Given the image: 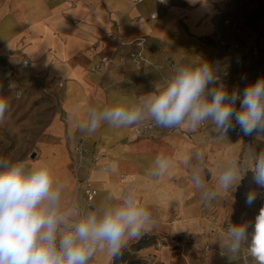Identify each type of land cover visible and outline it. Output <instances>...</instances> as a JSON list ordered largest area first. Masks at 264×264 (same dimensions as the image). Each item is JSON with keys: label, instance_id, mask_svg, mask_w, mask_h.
I'll return each mask as SVG.
<instances>
[{"label": "crops", "instance_id": "1", "mask_svg": "<svg viewBox=\"0 0 264 264\" xmlns=\"http://www.w3.org/2000/svg\"><path fill=\"white\" fill-rule=\"evenodd\" d=\"M238 2L0 0V79L13 75L19 83L47 84L59 98L60 113L51 121L46 138L37 146V157L29 165L43 161L52 169L56 183L62 185L60 208L69 223L89 212L102 215L106 209L121 206L127 197L145 208L154 222L143 234L184 240L183 254L180 249L153 243L137 250V257L148 260L158 255L162 264H254L246 245L231 260L230 240L220 230L225 222L254 223L261 209L259 197L250 207L245 203L247 193L256 189L253 173L240 162L245 135L239 126L227 134L210 120L195 131L183 126H156L137 138L132 135L133 125L115 128L103 122L95 133L87 127L91 111L99 113L117 103L138 105L141 97L156 91L157 85L173 75L177 65L205 59L226 67L238 61L230 47L219 44L220 38L237 34L223 21ZM153 11H157L155 18L151 17ZM115 34L126 40L145 36L146 62L135 66L125 58L103 74L91 70L101 55L114 49ZM131 47H120L117 52L126 54ZM23 60H27L25 65ZM236 70L231 75H241L245 83L241 69ZM216 74L229 94L232 90L243 94L242 85L236 87L218 70ZM150 119L145 115L141 121ZM80 139L88 155L79 175L97 188L90 208L72 170L73 147ZM93 153H101L96 162L91 161ZM233 156L244 169L243 177L224 194L218 189V179ZM157 158L166 163L163 173ZM195 177H199L200 187ZM205 193H209L208 199ZM136 240H130L126 247ZM207 244L209 250L204 249ZM110 262L105 246L89 264Z\"/></svg>", "mask_w": 264, "mask_h": 264}, {"label": "clouds", "instance_id": "2", "mask_svg": "<svg viewBox=\"0 0 264 264\" xmlns=\"http://www.w3.org/2000/svg\"><path fill=\"white\" fill-rule=\"evenodd\" d=\"M160 3L166 4L167 0ZM218 81L214 65L205 59L177 65L173 75L157 85L156 91L141 97L138 105L117 103L99 113L91 111L88 131L95 133L103 122L115 128L129 127L147 115L156 126L165 129L183 126L195 131L210 120L224 134L236 126L244 135L264 134V78L249 84L242 95L238 90L229 94ZM9 109L8 97L0 95V124ZM249 160L253 161V182L264 188V152L256 154L249 150L245 161ZM156 164L163 173L166 163L157 158ZM243 171L238 159L230 157L219 176L218 189L230 193L240 184ZM194 179L200 187L199 177ZM61 194L62 185L56 183L45 162L28 165L0 159V264H89L98 250L105 251V246L111 261L121 255L130 240L154 227L150 213L127 197L121 206L106 209L102 215L89 212L79 221L69 223L60 208ZM258 195L261 193L249 191L246 205H253ZM204 198L208 199L209 193ZM227 237L231 260L246 245L254 264H264V207L254 223L229 225Z\"/></svg>", "mask_w": 264, "mask_h": 264}, {"label": "rangeland", "instance_id": "3", "mask_svg": "<svg viewBox=\"0 0 264 264\" xmlns=\"http://www.w3.org/2000/svg\"><path fill=\"white\" fill-rule=\"evenodd\" d=\"M229 13V18L235 22L229 30L237 33L231 39L244 49V54L236 57L239 63H231L230 72L234 75L238 72L236 69H241L245 83L240 75L237 76L239 84L235 86L242 85L245 89L257 79L264 78V0H239ZM17 92L18 96L15 95ZM0 95L7 96L10 103L5 120L0 124V159L9 163L23 161L29 165L37 157V146L46 138L51 121L60 113L59 98L47 84L19 83L13 75L0 79ZM249 150L256 154L264 152V134L245 135L240 162L251 170L253 161H245ZM252 183L255 191L261 193L258 195L260 208L264 207V188L253 180ZM132 261L131 264H145L148 260L135 255Z\"/></svg>", "mask_w": 264, "mask_h": 264}, {"label": "built area", "instance_id": "4", "mask_svg": "<svg viewBox=\"0 0 264 264\" xmlns=\"http://www.w3.org/2000/svg\"><path fill=\"white\" fill-rule=\"evenodd\" d=\"M132 4H138L144 0H130ZM160 2V0H156ZM157 16V11H153L151 13V17L155 18ZM224 24L229 28L230 26H234L235 22L231 20L229 17L224 19ZM113 39H115L116 46L111 52H107L100 56L99 60L92 64L91 70L104 73L110 69L112 64H114L116 61H122L125 58L129 59L135 66H142L146 62L145 57V48H146V37L145 36H138L136 38H133L131 40H126L122 35L115 34L113 36ZM219 44L224 47H230L234 52L236 57H240L244 54V49L241 47V45L235 40L231 38H220ZM131 45V49L126 52V54H118L117 50L120 47ZM27 63V60L22 61V65H25ZM214 67L216 70L221 72V75L224 78H230L231 72H230V66L222 67L220 64H214ZM232 83L233 85L239 84V78L237 76L232 77ZM59 85L63 84L62 80H59ZM156 128L154 120H143L135 125L132 126V135L133 137H141L145 136L149 133H151ZM73 154L74 159L72 163V170L76 175L77 181L81 184L82 191L85 195L86 204L89 206L92 203V200L94 199L97 188L93 185L92 181L88 178H82L79 175L80 168L84 162L85 157L88 155V150L84 146L82 139L78 140L76 144L73 147ZM101 153H93L91 155V161L96 162L100 158ZM104 168V166H103ZM211 220H215V217L213 215L210 216ZM229 225H231L229 222H225L220 229L222 232L227 234V230ZM156 247H161L163 245H168L172 248L180 249L182 254L184 250V240L182 238H169V237H160L157 238L155 241ZM205 250H209L210 246L207 244L204 246ZM243 253V252H242ZM244 254V253H243ZM110 264H131L127 261L116 263L114 260H111ZM145 264H162L161 260L159 259L158 255H155L154 257H150L148 261Z\"/></svg>", "mask_w": 264, "mask_h": 264}, {"label": "trees", "instance_id": "5", "mask_svg": "<svg viewBox=\"0 0 264 264\" xmlns=\"http://www.w3.org/2000/svg\"><path fill=\"white\" fill-rule=\"evenodd\" d=\"M155 241H156V236L143 234L135 242H132L128 247H125L122 250L121 255L118 258H115L114 261L116 263H120L124 261L132 263L133 262L132 260L134 259L137 250L145 246L151 245L155 243Z\"/></svg>", "mask_w": 264, "mask_h": 264}, {"label": "water", "instance_id": "6", "mask_svg": "<svg viewBox=\"0 0 264 264\" xmlns=\"http://www.w3.org/2000/svg\"><path fill=\"white\" fill-rule=\"evenodd\" d=\"M32 156H34V154H32ZM91 206H89V208H90Z\"/></svg>", "mask_w": 264, "mask_h": 264}]
</instances>
